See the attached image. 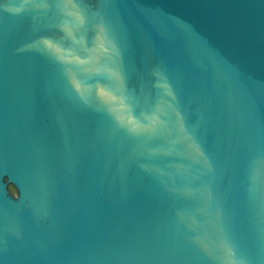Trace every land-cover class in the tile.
Returning <instances> with one entry per match:
<instances>
[{
  "label": "water",
  "instance_id": "1",
  "mask_svg": "<svg viewBox=\"0 0 264 264\" xmlns=\"http://www.w3.org/2000/svg\"><path fill=\"white\" fill-rule=\"evenodd\" d=\"M0 264H264V0H0Z\"/></svg>",
  "mask_w": 264,
  "mask_h": 264
}]
</instances>
